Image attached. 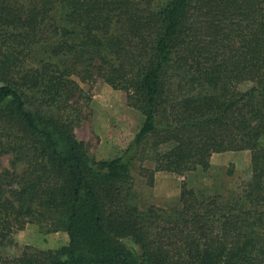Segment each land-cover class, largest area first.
<instances>
[{"label":"trees","instance_id":"16d2710c","mask_svg":"<svg viewBox=\"0 0 264 264\" xmlns=\"http://www.w3.org/2000/svg\"><path fill=\"white\" fill-rule=\"evenodd\" d=\"M95 79L143 117L113 159L73 133ZM242 151L227 197L183 181L174 206L135 202L137 159L152 186ZM28 224L69 243L10 258ZM0 264H264V0H0Z\"/></svg>","mask_w":264,"mask_h":264},{"label":"rangeland","instance_id":"374dc122","mask_svg":"<svg viewBox=\"0 0 264 264\" xmlns=\"http://www.w3.org/2000/svg\"><path fill=\"white\" fill-rule=\"evenodd\" d=\"M251 86L250 82H245L239 89L246 91ZM80 88L81 91L72 100L74 108H77V119L73 126L76 139L85 144L96 160L120 156L140 129L142 115L126 105L124 92L112 89L99 79L90 84H80ZM10 161L11 156H4L3 168H8ZM149 163L137 159L131 173L135 202L141 209L176 205L183 181L188 188L201 191L207 196L227 197L236 192L240 183L251 175L249 153L245 151L213 154L207 171L199 170L184 178L158 172L154 175L152 186L147 183V172L142 171L143 167L149 168ZM49 230L48 227L35 224L26 225L13 236L12 244L6 248L7 255L10 258L19 256L26 246L56 251L68 245L69 239L65 232ZM123 243L134 248L137 254L140 253L139 248L129 240Z\"/></svg>","mask_w":264,"mask_h":264}]
</instances>
